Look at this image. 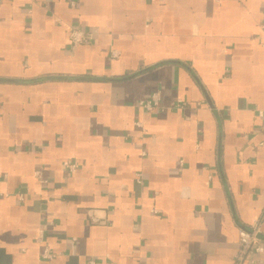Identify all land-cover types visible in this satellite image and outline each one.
I'll list each match as a JSON object with an SVG mask.
<instances>
[{"label": "crops", "instance_id": "1", "mask_svg": "<svg viewBox=\"0 0 264 264\" xmlns=\"http://www.w3.org/2000/svg\"><path fill=\"white\" fill-rule=\"evenodd\" d=\"M258 110L264 0H0V264H233L239 226L264 243Z\"/></svg>", "mask_w": 264, "mask_h": 264}, {"label": "built area", "instance_id": "2", "mask_svg": "<svg viewBox=\"0 0 264 264\" xmlns=\"http://www.w3.org/2000/svg\"><path fill=\"white\" fill-rule=\"evenodd\" d=\"M71 5H74V2H71ZM69 43L70 46L75 48L81 45L89 44L92 40L91 33H87L80 28L71 27L69 32ZM111 58H116L118 56L117 51L110 52ZM159 92L151 93L146 99L139 101L138 106L148 112H153L158 109V100H159ZM180 101L177 102V105L180 106ZM257 115L264 119V110H258ZM136 126L143 130L141 123H136ZM264 130V125H263ZM62 166L68 172H74L77 168V164L71 161H63ZM35 176L40 180V182L45 183V180L42 179L39 171H36ZM6 175L0 176V178H5ZM137 183H141V175L136 176ZM19 201L23 199L22 195H17ZM89 220L93 224H104L105 220L96 216L93 213H89ZM51 225V223H43L38 231L37 236L35 238V242L42 246L40 252V258L43 260H52L58 256V253L53 252L50 248L44 245V237L46 234L47 227ZM261 232V219L255 218L248 227L239 226L237 230L238 236V251L234 258L233 264H253L256 262V255L262 254L264 252V243L259 238V233ZM86 264H94V261H88Z\"/></svg>", "mask_w": 264, "mask_h": 264}, {"label": "rangeland", "instance_id": "3", "mask_svg": "<svg viewBox=\"0 0 264 264\" xmlns=\"http://www.w3.org/2000/svg\"><path fill=\"white\" fill-rule=\"evenodd\" d=\"M246 264H250V263H246Z\"/></svg>", "mask_w": 264, "mask_h": 264}]
</instances>
